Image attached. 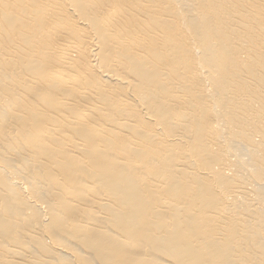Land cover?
<instances>
[{
  "label": "bare ground",
  "instance_id": "bare-ground-1",
  "mask_svg": "<svg viewBox=\"0 0 264 264\" xmlns=\"http://www.w3.org/2000/svg\"><path fill=\"white\" fill-rule=\"evenodd\" d=\"M0 264H264V0H0Z\"/></svg>",
  "mask_w": 264,
  "mask_h": 264
}]
</instances>
